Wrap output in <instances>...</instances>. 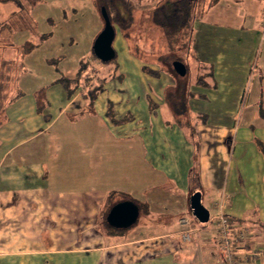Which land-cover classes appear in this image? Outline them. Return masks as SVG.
Listing matches in <instances>:
<instances>
[{"label":"crops","instance_id":"1","mask_svg":"<svg viewBox=\"0 0 264 264\" xmlns=\"http://www.w3.org/2000/svg\"><path fill=\"white\" fill-rule=\"evenodd\" d=\"M222 1L209 0L195 16L197 76L164 88V96L176 89V114L151 94L142 111L126 112L114 102L76 104L64 88L50 115L44 109L54 104L41 87L16 85L0 120V264H221L219 230L191 213L196 192L210 216L225 196L232 233L248 227V245L264 248L263 68L247 92L264 44L256 22L264 5L255 1L250 16V0H228L239 3L234 11ZM218 12L223 22L204 18ZM149 68L157 78L165 70ZM122 201L139 207L129 228L108 221ZM182 217L200 229L190 243L179 237Z\"/></svg>","mask_w":264,"mask_h":264},{"label":"rangeland","instance_id":"2","mask_svg":"<svg viewBox=\"0 0 264 264\" xmlns=\"http://www.w3.org/2000/svg\"><path fill=\"white\" fill-rule=\"evenodd\" d=\"M132 1L134 21L130 29L124 32L127 33V38L123 36L127 42L122 41V33L117 31L113 44L117 51L118 69L115 62L105 63L93 56L94 40L105 26L99 15L102 2H97V11L93 0H15L0 4V23H10V28L0 32V120L4 104L16 95V85L21 89L41 87L40 96L45 95L54 104V109L47 106L44 112L53 115L55 105L59 107L63 102L61 91H64V87L58 79L75 76L83 61L85 65L69 83L76 90L71 95L76 104L88 101L91 103V94L105 83L106 77L110 78L106 84L107 90L97 95L94 101L98 108H106L109 102H114L116 108L126 112L136 108L142 111L143 98L147 99L148 94H151L156 102H165L167 107L172 103L176 114V89H166L164 96V88L169 81L178 84L179 81H189L197 76L193 51L190 46L180 49L181 42L176 44L175 50H170L164 31L153 22L154 9L165 0ZM197 1L195 15L203 10L205 4H209V0ZM255 1L264 5V0H250L243 15L257 14L253 4ZM238 4L223 0L219 5L227 11H234ZM14 10L18 12L13 16ZM259 13L256 22H260L264 33V15L260 11ZM230 16L232 14L228 18ZM197 17L202 16L199 14ZM204 18L218 23L225 20L221 12L205 14ZM43 35H47V38H43ZM27 40L34 48L24 53L23 44ZM177 61L185 63L184 75L174 69ZM144 66L154 69L161 67L166 71L163 70L160 78H157L143 70ZM262 68L264 69V44L256 53L247 92L256 85ZM242 113L244 105L240 109V114ZM66 116L61 118L60 124ZM90 118L95 119L92 115L86 116V119ZM80 126L81 123L77 125ZM75 129L76 126H73L72 131L69 129L65 134L74 135Z\"/></svg>","mask_w":264,"mask_h":264},{"label":"trees","instance_id":"3","mask_svg":"<svg viewBox=\"0 0 264 264\" xmlns=\"http://www.w3.org/2000/svg\"><path fill=\"white\" fill-rule=\"evenodd\" d=\"M15 0H0V4L9 3ZM35 1V0H34ZM100 1L102 8H105L108 18L111 24L114 26L116 33L120 31L122 35L126 37L127 30L130 29L133 21V1L132 0H93L96 11H97V2ZM158 0H156L157 2ZM218 0H214L216 2ZM197 0H165L163 3L159 4L153 11L152 20L153 22L159 26L162 31H164V36L168 39V47L170 50H175L176 44L181 42V47H189L191 45L192 37H193V22L195 19V8L197 4ZM102 8L99 11V15L102 17L105 22L104 16L102 14ZM18 11L13 12V16L17 14ZM10 28V23L8 21H4L0 23V32L6 31V29ZM43 38H47V35H43ZM97 38V37H96ZM127 38V37H126ZM96 40V39H95ZM94 40V42H95ZM24 48V53H28L32 51L34 45L31 44L28 40L26 41ZM93 56L97 58L94 52V46L92 47ZM98 59V58H97ZM115 62V66L118 69V60H117V52L116 56L113 60L105 63ZM20 65V64H19ZM85 65V62H82V67ZM80 68V70H81ZM78 71V73L80 72ZM145 71L151 74H159L158 70L152 71L149 67L145 66ZM150 70V71H149ZM78 73L73 77L63 76L59 78L58 81L63 85L67 94L71 98L72 94L75 93L76 90L70 87V81L74 79ZM106 79V78H105ZM57 81V82H58ZM70 83V84H69ZM104 83L93 92L90 96L91 103H94L97 95L104 90ZM11 100V99H10ZM8 102V101H7ZM6 102V103H7ZM5 103V104H6ZM4 104V106H5ZM4 109V107H3Z\"/></svg>","mask_w":264,"mask_h":264},{"label":"water","instance_id":"4","mask_svg":"<svg viewBox=\"0 0 264 264\" xmlns=\"http://www.w3.org/2000/svg\"><path fill=\"white\" fill-rule=\"evenodd\" d=\"M105 19V26L94 42V52L102 62H109L116 56L113 46L116 37V30L111 24L105 8H102ZM174 69L180 74L186 73V66L183 62L177 61ZM190 210L199 223H206L210 218V211L202 202L201 192H196L190 200ZM139 207L132 201H122L114 205L109 214L108 221L115 228H129L138 220Z\"/></svg>","mask_w":264,"mask_h":264},{"label":"built area","instance_id":"5","mask_svg":"<svg viewBox=\"0 0 264 264\" xmlns=\"http://www.w3.org/2000/svg\"><path fill=\"white\" fill-rule=\"evenodd\" d=\"M264 15V10H263ZM226 197H222L220 201L215 205L218 213L215 216H210L209 221L203 223V225H213L221 234V243L224 251V260L221 264H257L259 260L264 256L263 247H250L248 245L251 230L245 227L237 234H233L230 228V219L226 212ZM180 224L184 227L179 232V237L183 243H190L193 241L194 234L199 231L192 225L191 219L188 217H182ZM242 251L243 259L237 256V252Z\"/></svg>","mask_w":264,"mask_h":264}]
</instances>
